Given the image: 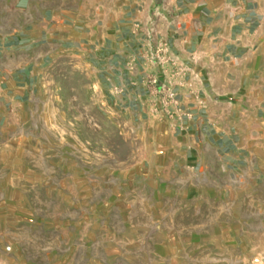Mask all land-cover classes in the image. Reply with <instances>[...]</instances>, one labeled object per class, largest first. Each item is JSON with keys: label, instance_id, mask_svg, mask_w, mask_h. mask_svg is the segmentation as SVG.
<instances>
[{"label": "rangeland", "instance_id": "374dc122", "mask_svg": "<svg viewBox=\"0 0 264 264\" xmlns=\"http://www.w3.org/2000/svg\"><path fill=\"white\" fill-rule=\"evenodd\" d=\"M91 65L59 54L0 120V264H264L261 191L178 167Z\"/></svg>", "mask_w": 264, "mask_h": 264}, {"label": "crops", "instance_id": "0c3cea01", "mask_svg": "<svg viewBox=\"0 0 264 264\" xmlns=\"http://www.w3.org/2000/svg\"><path fill=\"white\" fill-rule=\"evenodd\" d=\"M153 21L192 67L175 86L189 113L180 123L154 113L147 96L146 73L159 74L140 56L141 35ZM73 51L89 57L115 105L147 116L178 167L205 177L214 165L233 169L264 201V0H0V120L33 98L53 58Z\"/></svg>", "mask_w": 264, "mask_h": 264}, {"label": "built area", "instance_id": "2783aa9c", "mask_svg": "<svg viewBox=\"0 0 264 264\" xmlns=\"http://www.w3.org/2000/svg\"><path fill=\"white\" fill-rule=\"evenodd\" d=\"M136 28L139 30L141 27L136 25ZM142 28L140 56L145 65L156 69L161 76L146 73L149 103L154 113L161 112L169 120L180 123L184 117H189V113L181 107L175 86L182 83L192 67L171 50L156 21ZM190 59L194 63L198 60L194 55H191Z\"/></svg>", "mask_w": 264, "mask_h": 264}]
</instances>
